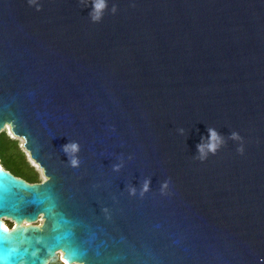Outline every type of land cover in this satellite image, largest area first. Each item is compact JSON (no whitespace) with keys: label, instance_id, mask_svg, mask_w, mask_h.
Listing matches in <instances>:
<instances>
[{"label":"water","instance_id":"1","mask_svg":"<svg viewBox=\"0 0 264 264\" xmlns=\"http://www.w3.org/2000/svg\"><path fill=\"white\" fill-rule=\"evenodd\" d=\"M104 2L0 0V264H264V0Z\"/></svg>","mask_w":264,"mask_h":264},{"label":"trees","instance_id":"2","mask_svg":"<svg viewBox=\"0 0 264 264\" xmlns=\"http://www.w3.org/2000/svg\"><path fill=\"white\" fill-rule=\"evenodd\" d=\"M0 164L15 176L29 183L40 182L39 173L29 163L16 139L10 138L5 131L0 132ZM10 228V226H8ZM12 227V226H11ZM48 264H65L56 255Z\"/></svg>","mask_w":264,"mask_h":264},{"label":"clouds","instance_id":"3","mask_svg":"<svg viewBox=\"0 0 264 264\" xmlns=\"http://www.w3.org/2000/svg\"><path fill=\"white\" fill-rule=\"evenodd\" d=\"M105 6L106 5H105L104 0H93V13H94L92 15L93 21H98L99 20L100 13L104 9ZM231 138L232 139H240V137L236 133H232V137ZM201 139L203 140V137ZM219 143H220V138H219L217 132L214 129L209 128L208 129V144L206 146L208 152H210L213 155H215ZM204 149H205V145L203 143H200V144L197 145V150L201 154L199 158H200V160L202 162H203L204 159H206V154L204 152ZM64 150L66 152L71 151L72 153H75L76 151H78V146L75 143H73L71 145H66L64 147ZM238 151L242 153L243 149L240 148V149H238ZM77 163H78V161L75 158H73L71 160V164L73 166H76ZM144 189L147 190V183H145Z\"/></svg>","mask_w":264,"mask_h":264},{"label":"rangeland","instance_id":"4","mask_svg":"<svg viewBox=\"0 0 264 264\" xmlns=\"http://www.w3.org/2000/svg\"><path fill=\"white\" fill-rule=\"evenodd\" d=\"M3 131H5L6 134H7L10 138L16 139V140L18 141L21 150L25 153V155H26V157H27V160L29 161V163H30L31 165L34 166V168H35V169L37 170V172L39 173V178H40V180H42V179L44 178V175L42 174L41 169H38V167H37L36 165H34V164L32 163V160L28 157V153L26 152V150H25V149L23 148V146H22V145H23V141L21 142L20 139H19V137H12L13 133H12V132L10 133V131L8 130V128H6V129L3 130ZM4 221H6V224H13V222H11V221L8 220V219H6V220H4ZM57 256H58V259H61V258H60V254H58Z\"/></svg>","mask_w":264,"mask_h":264},{"label":"snow or ice","instance_id":"5","mask_svg":"<svg viewBox=\"0 0 264 264\" xmlns=\"http://www.w3.org/2000/svg\"><path fill=\"white\" fill-rule=\"evenodd\" d=\"M0 234H2V233H0ZM9 242H10V239L5 238L4 235H0V249H2L3 246H5ZM3 264H23V262L22 261L17 262L15 260H9V261L3 262Z\"/></svg>","mask_w":264,"mask_h":264},{"label":"bare ground","instance_id":"6","mask_svg":"<svg viewBox=\"0 0 264 264\" xmlns=\"http://www.w3.org/2000/svg\"><path fill=\"white\" fill-rule=\"evenodd\" d=\"M8 130L10 131V129L8 128ZM10 133H11V131H10ZM12 137H16L15 135H12ZM19 139H20V141L22 142L23 140L19 137ZM23 146V145H22ZM27 152V151H26ZM28 153V152H27ZM28 157L32 160V163L34 164V165H36L37 167H38V169H40V167L37 165V163L29 156V154H28ZM4 220H6V218H4L3 219V221ZM4 223V222H3ZM4 225H5V223H4ZM66 264H68V263H66Z\"/></svg>","mask_w":264,"mask_h":264},{"label":"flooded vegetation","instance_id":"7","mask_svg":"<svg viewBox=\"0 0 264 264\" xmlns=\"http://www.w3.org/2000/svg\"><path fill=\"white\" fill-rule=\"evenodd\" d=\"M4 223L6 224V221H4ZM6 225H7V226H10V227L12 226V224H6Z\"/></svg>","mask_w":264,"mask_h":264}]
</instances>
